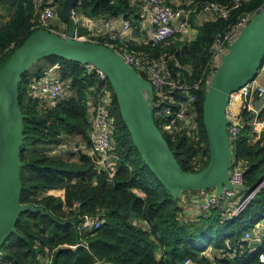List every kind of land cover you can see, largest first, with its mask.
Masks as SVG:
<instances>
[{"label": "trees", "instance_id": "trees-1", "mask_svg": "<svg viewBox=\"0 0 264 264\" xmlns=\"http://www.w3.org/2000/svg\"><path fill=\"white\" fill-rule=\"evenodd\" d=\"M165 0L167 4L190 11L189 23L194 25L196 14L207 2L231 9L227 20L215 18L197 28L194 41L182 48L145 44L134 49L162 60L175 80L188 86L198 80L207 63L215 40L229 30L242 16L256 13L264 0ZM40 0H0V65L34 32L40 15ZM141 0H84L75 6L76 13L90 18H120L130 20L137 14ZM58 18L69 26L61 15ZM81 29L78 35L81 37ZM95 39V38H94ZM101 44H116L97 38ZM132 47V46H131ZM175 57L169 58L170 55ZM40 62L44 64L33 71ZM59 64L60 79L68 87L65 97L57 103H40L29 95L33 80H40L53 66ZM194 65L191 72L182 66ZM22 77L19 103L24 119V143L21 159L22 204L43 207L49 215L24 212L17 222V233L12 234L0 250V264H95L96 261L115 264H260L264 255L262 244L243 242L245 234L264 221V190L256 194L237 217L223 215L220 209L199 213L195 220L186 214L184 192L175 199L144 163L118 110L116 95L114 116V170L98 165L93 153L90 132L93 109L97 101L91 89L98 84L94 75L86 74L82 65L49 57L39 61ZM264 67V59L262 61ZM261 68V69H262ZM112 89V87H111ZM113 90V89H112ZM195 95L194 129L184 124L175 139L164 135L175 157L186 172L205 169L210 160L208 139L203 125L204 91ZM178 101H186L187 94L174 93ZM160 99L155 92L157 104ZM154 110V109H153ZM264 114L263 112L261 113ZM252 114L241 113V134L232 144L233 164L245 163L244 185L252 191L264 181V133L252 142ZM66 138H78L79 148L67 159L42 151L58 149ZM65 149V148H63ZM62 150V149H58ZM202 167L198 169V166ZM48 192L55 195L45 196ZM82 207L73 210L74 202ZM84 215L99 217L102 226L91 233L79 230ZM144 222L147 229L138 226ZM243 240V241H242ZM232 248H228L226 243ZM85 244L76 250L63 246ZM162 251L160 258L156 252Z\"/></svg>", "mask_w": 264, "mask_h": 264}, {"label": "water", "instance_id": "water-1", "mask_svg": "<svg viewBox=\"0 0 264 264\" xmlns=\"http://www.w3.org/2000/svg\"><path fill=\"white\" fill-rule=\"evenodd\" d=\"M77 3L78 0H64L62 4L61 15L69 22L66 38L38 30L0 65V250L10 236L17 233L16 225L24 212L49 215L43 207L21 202V169L24 166L21 150L26 116L19 103V85L23 75L49 57L80 65L93 64L105 73L116 95L119 114L141 158L175 199L188 191H215L217 196L225 190L252 192L246 186H233L231 183L234 157L225 111L230 94L255 79L262 68L264 9L253 16L216 68L203 104V125L210 160L205 169L192 173L182 169L155 123V90L151 83L111 48L75 38L78 22L74 18V9ZM150 43L153 44V40ZM67 86L63 84L64 89ZM263 103L264 98L256 100L255 109L260 110Z\"/></svg>", "mask_w": 264, "mask_h": 264}, {"label": "built area", "instance_id": "built-area-1", "mask_svg": "<svg viewBox=\"0 0 264 264\" xmlns=\"http://www.w3.org/2000/svg\"><path fill=\"white\" fill-rule=\"evenodd\" d=\"M84 0H78V3ZM64 0H40V15L37 25L34 27L37 30H47L56 33L63 38L67 37V31H60L52 22L58 16V12L62 7ZM240 0H236L232 9L238 8ZM264 9V3L261 8L254 14L248 13L242 16L229 30L220 35L214 42L210 52V57L201 71L198 80L188 86L185 82L175 80L167 68V65L162 60H156L149 55L141 52L130 51L128 46L122 42H117L122 39L121 33L112 34L109 40L116 41V44L105 42V45L119 53L128 64L140 76L151 83L155 92L158 93L160 99L155 104L153 116L156 125L165 135L176 138L177 133L183 129V125L187 126V130L194 129L196 96L191 95L192 91H204L205 94L212 85L213 77L216 68L221 64L222 56L228 53L229 46L233 44L241 31L249 24L253 16ZM140 11L149 15L157 22L155 28L151 31L152 45L164 46L171 40L178 31L186 28L187 22L190 19L191 12L184 11L167 4L165 0H141ZM202 11L212 14L215 18L227 20L230 16L231 9L224 8L216 3L207 2L202 5ZM76 21L77 13L74 11ZM181 18L184 21H181ZM178 22L177 27L175 23ZM124 32L130 31L131 23H124ZM107 35V34H106ZM75 38H82L85 41L95 44H101L98 39H87L80 37L78 32L75 33ZM1 58V56H0ZM86 74L94 75L98 79V84L91 89V97L93 101H97L96 107L93 109L92 129L90 138L92 143L93 153L98 156V165L105 169L114 170L118 158L115 154L116 144L114 141V116L112 114L114 95L111 85L105 73L94 66L93 64L82 65ZM60 65L57 64L50 68L40 80H35L30 84L29 95L40 103H57L64 99L65 89L63 82L60 79ZM262 70V69H261ZM260 73L250 83L241 89L230 94L226 106V118L229 121L228 132L231 143L236 142L241 134V113L247 109L252 114L250 125L253 129V140L256 142L261 134L264 133V116L261 114V109L256 110L254 102L260 98H264V81L260 82ZM174 93L187 94L186 101H178ZM264 106V103L262 107ZM193 114V115H192ZM263 116V117H262ZM189 120V124L187 121ZM240 123V126L237 124ZM66 148L65 145L58 149ZM79 148V145L76 147ZM75 149V150H77ZM244 165L233 164L231 167V183L233 186L244 185ZM202 164L198 166V169ZM264 190V181L250 193L242 195V193L234 189L232 191L225 190L220 195H216L215 191H191L187 196L183 195V203L190 210L194 203H199V213L206 214L210 210L220 209L223 215L230 218L239 216L248 204L254 199L256 194ZM81 202H74L73 210L80 209ZM79 230L84 233H91L98 230L103 222L99 217L84 215L80 218ZM243 242H252L262 244L264 241V231L261 230L259 224H256L252 230L248 231L244 236ZM228 248H232L229 242L226 243ZM76 250L80 247H86L85 244L78 243L70 246H63ZM1 256V252H0ZM260 264H264V255L259 256ZM44 264H52V258H49ZM95 264H115L112 262L96 261Z\"/></svg>", "mask_w": 264, "mask_h": 264}, {"label": "crops", "instance_id": "crops-1", "mask_svg": "<svg viewBox=\"0 0 264 264\" xmlns=\"http://www.w3.org/2000/svg\"><path fill=\"white\" fill-rule=\"evenodd\" d=\"M186 3H189V1L187 0ZM77 18H78L77 20L78 31L77 32H79L81 29L82 31L81 37L87 38V39H94V38L95 39L97 38L110 39L112 34L121 33L122 39L118 40L117 42H122L126 44L128 48L130 49V51H134V52H138L134 49V47L140 48L147 43L151 44L150 43L151 31L157 25V22L153 20L149 15L140 11V7H139V11L137 12V14L132 15L130 17V20L128 19L126 20L123 16L120 18H103V17L102 18L101 17L90 18V17H85L83 15H80L78 13H77ZM213 19H214V16L212 14L201 11L199 14L195 15V18L193 19L194 25L192 26L191 23L187 22L186 28L182 29L181 31H178L176 35L171 40H169V42L165 45V47L166 46L171 47L172 45H180L183 48L187 45H190L195 39L197 28L202 26L205 22L209 20H213ZM127 21L131 23L132 29L130 31L124 32V29H123L124 23ZM52 25L56 26V29L60 31H68V27H69L67 24L61 21L58 18V16L52 22ZM177 25H178V22L175 23L176 27ZM177 28L180 29L179 27ZM174 57L175 56L173 54L169 56L170 59L171 58L173 59ZM194 67H195L194 65H185V66H182V71L191 72L192 70H194ZM260 80H261L260 82L264 81V67L261 70ZM34 81L35 80H33V82ZM262 112L264 113V106L261 109V113ZM252 142H255L253 138H252ZM49 195H55V193L48 192L45 194V196H49ZM198 207H199V203H194L192 208L186 212L188 217L189 215L194 214L193 211L196 212V209ZM258 224L261 230L264 231V221ZM138 226L143 228L144 230L147 229L146 223L142 221L138 222ZM156 255L158 258H160L162 255V251L158 250L156 252Z\"/></svg>", "mask_w": 264, "mask_h": 264}, {"label": "rangeland", "instance_id": "rangeland-1", "mask_svg": "<svg viewBox=\"0 0 264 264\" xmlns=\"http://www.w3.org/2000/svg\"><path fill=\"white\" fill-rule=\"evenodd\" d=\"M43 64H44L43 62H40L36 67L33 66L34 67L33 71L37 70L39 68V66H41ZM259 73L261 75V70L259 71ZM112 92H113V95H115L113 90H112ZM79 141L80 140L78 138L77 139L76 138H66L67 146H66L65 149H62L61 151L60 150L58 151V149L55 150V148H46V149H44L42 151H45L47 154L54 153V154H57L59 156L61 155L63 159H67L69 154L71 152H74L75 149H77L76 147H77V145H79ZM187 193H189V192H187ZM241 193H242V195H246V192L245 193L241 192ZM189 194H191V193H189ZM186 195H188V194H186ZM193 212H194V214L189 215L190 220H195L197 218V216L199 215V210L198 209H196V212L195 211H193Z\"/></svg>", "mask_w": 264, "mask_h": 264}]
</instances>
